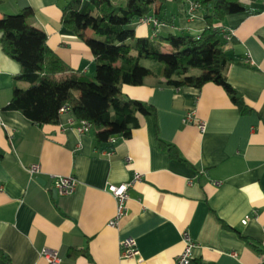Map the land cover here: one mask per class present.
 Here are the masks:
<instances>
[{"label":"crops","instance_id":"crops-1","mask_svg":"<svg viewBox=\"0 0 264 264\" xmlns=\"http://www.w3.org/2000/svg\"><path fill=\"white\" fill-rule=\"evenodd\" d=\"M68 2L0 0V17L30 7L29 23L48 47L70 68L93 74L89 46L60 23ZM189 2L154 3L147 15L161 22L157 33L136 21L135 35H199L203 13ZM242 2L246 10L225 17L221 39L231 58L227 82L248 110L213 82L174 88L147 78L121 90L152 104L155 115L138 114L139 125L115 143L99 142L92 129L78 133L72 111L39 125L4 109L14 84L27 83L14 80L20 65L0 44V264H48L44 247L59 252L60 264H176L185 233L193 242L189 264H264V2ZM84 35L96 36L89 28ZM31 164L40 166L36 179L25 169ZM135 174L142 177L128 190L127 214L110 226L116 202L106 187ZM54 175L75 177L74 190L53 197ZM126 237L135 239L140 261L120 258Z\"/></svg>","mask_w":264,"mask_h":264},{"label":"trees","instance_id":"trees-1","mask_svg":"<svg viewBox=\"0 0 264 264\" xmlns=\"http://www.w3.org/2000/svg\"><path fill=\"white\" fill-rule=\"evenodd\" d=\"M161 1L69 0L63 6L60 23L89 46L94 56L93 74L70 68L48 47L46 34L29 23L33 16L30 7L2 15V50L20 65L14 80L27 83L25 87L14 84L4 109L18 111L41 125L57 123L60 108L68 106L77 119L91 124L99 142H107L112 136L129 137L139 125L138 114L156 112L152 104L126 97L122 86L162 78L174 88L213 82L226 90L240 112L247 111L240 93L227 82L225 70L231 58L221 39L225 17L246 10L243 0H190L203 13L205 26L197 36L184 32L156 39L136 36L134 23ZM87 28L96 36L87 38Z\"/></svg>","mask_w":264,"mask_h":264},{"label":"built area","instance_id":"built-area-1","mask_svg":"<svg viewBox=\"0 0 264 264\" xmlns=\"http://www.w3.org/2000/svg\"><path fill=\"white\" fill-rule=\"evenodd\" d=\"M190 11H194L198 9V4L190 1ZM137 22L145 23L150 25L154 33H157L158 28L161 24V22L156 19L154 16L150 15H144L140 17ZM224 30V27L222 28V31ZM71 111L68 106H63L60 108L59 113H64ZM186 120L188 122L195 123L196 126L203 130L205 127L204 122L197 121L193 113H188L186 116ZM77 126L76 130L78 133H88L91 131L92 126L89 122L83 119L77 120ZM108 141L110 143H115L116 137L112 136L109 137ZM127 162L130 160V157H126ZM26 171L29 174L30 179H36L37 176L41 173L40 166L38 164H31L27 166ZM142 175L135 174L132 180L121 183V184H108L106 189L107 191L114 197L116 202V209L113 217L109 220L108 224L110 226H117L118 222L122 217H124L127 214V200H128V190L132 186L133 182L136 180H140ZM76 185V179L72 175L69 176H60V175H54L53 176V186L54 189L57 191V194L59 195H66L71 193ZM247 217H245L242 220V223H246ZM193 245V242L190 238V236L185 233L184 234V248L182 251L176 256V264H189L191 262V247ZM39 254L46 260L48 264H60L62 261V257L60 256L59 252L55 249H50L47 247L42 248L39 251ZM120 258H128V259H136V261H140V253L136 245V241L132 237H126L120 241V252H119ZM260 259L264 260V254H260Z\"/></svg>","mask_w":264,"mask_h":264},{"label":"water","instance_id":"water-1","mask_svg":"<svg viewBox=\"0 0 264 264\" xmlns=\"http://www.w3.org/2000/svg\"><path fill=\"white\" fill-rule=\"evenodd\" d=\"M40 182H43V179H41L40 177L37 178ZM57 196V191L55 189H53V197Z\"/></svg>","mask_w":264,"mask_h":264},{"label":"rangeland","instance_id":"rangeland-1","mask_svg":"<svg viewBox=\"0 0 264 264\" xmlns=\"http://www.w3.org/2000/svg\"><path fill=\"white\" fill-rule=\"evenodd\" d=\"M146 63H148L147 61H142V64L143 65H147Z\"/></svg>","mask_w":264,"mask_h":264}]
</instances>
